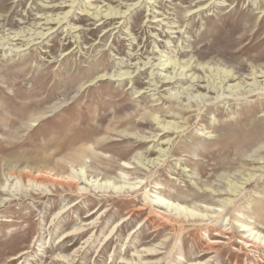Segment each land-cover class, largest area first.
Here are the masks:
<instances>
[{"label": "rangeland", "instance_id": "1", "mask_svg": "<svg viewBox=\"0 0 264 264\" xmlns=\"http://www.w3.org/2000/svg\"><path fill=\"white\" fill-rule=\"evenodd\" d=\"M0 43V264H264V0H0Z\"/></svg>", "mask_w": 264, "mask_h": 264}, {"label": "bare ground", "instance_id": "2", "mask_svg": "<svg viewBox=\"0 0 264 264\" xmlns=\"http://www.w3.org/2000/svg\"><path fill=\"white\" fill-rule=\"evenodd\" d=\"M58 23H59V21H58ZM43 36H44V34H43ZM30 41L31 40H29V42ZM148 65L150 67H153L152 64H149V62L144 64V66H148ZM162 65H165V64H162ZM187 70L183 69L182 72H180L179 74H176L175 76H164L163 78H165V80L163 81V83L175 84L176 82H184V81L187 80V81H191L192 82V86L193 87L191 88V90L198 91L201 88H206L207 87V86L204 87V86H201V85L197 84L196 82L200 81V77L195 78V77H193V75H189ZM223 76H224V79L221 78V82L220 83H223L224 85L228 81L234 79V77L232 75H230L229 72H225V73L223 72ZM223 76H221V77H223ZM195 87H197V89H195ZM209 88H211V86H209ZM172 127L174 128V131H175V129L179 128L180 126L178 124H174V126H171V128ZM171 131H173V130H169V129L164 128V133H168V132H171ZM162 143H165V142H162ZM30 181H32L33 183L38 184V185H45V184H47V185L48 184L56 185L57 184V185H59L61 187H69L70 189L73 188L74 185L78 186V180H77V178H76V176L74 174L51 175L48 172H40V173H38L36 175H31L30 176ZM79 191L81 192V189ZM162 206H163L162 201H159V202H157L155 204L152 203L151 205H149L147 207L133 208V209L130 210L129 214H131V215L135 214V211L138 210V209H140V210L141 209H149V212L146 215L147 220L150 219V218L152 220L156 219L157 221H159V225L161 226L163 224L169 223V221L171 220V216L160 209V208H162ZM95 213L96 212L92 211V213L90 215H93ZM220 233L223 234L224 232L222 230H220ZM245 239H246L245 243H246V245L248 247H252V248H255V249H259V250H264V241L263 240L258 239L255 236L250 238V235H248V236L245 235ZM216 242L217 241H210L208 243V245L206 246V250L207 249L209 251L212 250L213 249V245H215ZM151 251H153V250H151ZM205 252H207V251H205Z\"/></svg>", "mask_w": 264, "mask_h": 264}]
</instances>
